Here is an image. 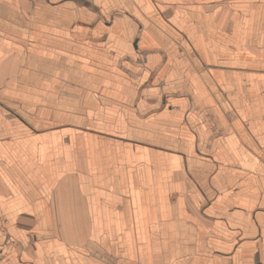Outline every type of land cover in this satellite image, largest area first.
<instances>
[{
  "label": "crops",
  "instance_id": "obj_1",
  "mask_svg": "<svg viewBox=\"0 0 264 264\" xmlns=\"http://www.w3.org/2000/svg\"><path fill=\"white\" fill-rule=\"evenodd\" d=\"M0 264H264V0H0Z\"/></svg>",
  "mask_w": 264,
  "mask_h": 264
}]
</instances>
